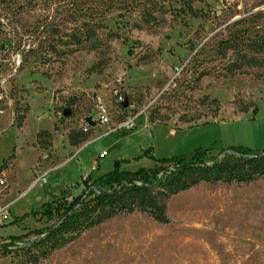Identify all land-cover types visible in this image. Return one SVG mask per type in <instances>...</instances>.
Returning a JSON list of instances; mask_svg holds the SVG:
<instances>
[{"label": "rangeland", "instance_id": "obj_1", "mask_svg": "<svg viewBox=\"0 0 264 264\" xmlns=\"http://www.w3.org/2000/svg\"><path fill=\"white\" fill-rule=\"evenodd\" d=\"M262 27L264 0H0V212L12 222L52 195L69 202L116 160L160 166L134 159L148 148L264 150V65L226 76L233 57L217 54L230 33ZM88 204L75 211L92 215ZM165 211L167 223L135 208L78 236L52 234L57 215H29L13 222L23 237L0 264H264V177L200 182Z\"/></svg>", "mask_w": 264, "mask_h": 264}, {"label": "trees", "instance_id": "obj_2", "mask_svg": "<svg viewBox=\"0 0 264 264\" xmlns=\"http://www.w3.org/2000/svg\"><path fill=\"white\" fill-rule=\"evenodd\" d=\"M229 52L233 59L225 66L226 76L246 73V68L256 64L264 65V27L254 37L246 35L243 31L230 33L217 45L219 57L225 58ZM222 154L225 158L220 160ZM143 157L161 165L152 168L140 167L130 171L122 167V164L129 162L128 160H116L110 171L95 177L88 174L83 179L82 190L73 195L69 202L66 200L67 194H63L65 192L58 196L52 195L38 208L15 217L13 222H19L29 215H41L46 218L57 215L59 223L54 226L51 233L63 230L65 233H74L78 236L83 230L96 226L106 219L122 212L130 213L137 208L141 212H147L155 221L167 223L166 200L171 195L200 182L249 183L264 177V150L259 151L245 146L222 149L218 154L213 153L209 147H199L187 154L161 158L152 155L151 148H148L134 159ZM156 188L159 189L160 202L154 196H150V191ZM87 198L91 204L85 205L86 209L94 213L89 215L84 212L85 210L77 213L76 208L84 204ZM82 215L83 218H80ZM22 237L23 235L9 236L10 242L0 246V249L12 251L15 241ZM73 238L69 237L65 241ZM47 240L46 236L34 243Z\"/></svg>", "mask_w": 264, "mask_h": 264}, {"label": "built area", "instance_id": "obj_3", "mask_svg": "<svg viewBox=\"0 0 264 264\" xmlns=\"http://www.w3.org/2000/svg\"><path fill=\"white\" fill-rule=\"evenodd\" d=\"M109 116H108V112L106 111V109L104 107H102L100 110H99V114H98V118H97V121L100 123V124H108L109 123ZM124 128L125 129H132L134 128V119H128L124 124ZM90 127V124L88 122L84 123L83 126H82V130L83 131H87L88 128ZM106 151H103L99 154V158H103L105 155H106ZM42 181L43 183H45L47 180H46V177H43L42 178ZM0 184H4V180L0 179ZM11 222V217L9 216L8 212H0V230L1 228L7 224ZM2 244V234L0 232V246Z\"/></svg>", "mask_w": 264, "mask_h": 264}, {"label": "crops", "instance_id": "obj_4", "mask_svg": "<svg viewBox=\"0 0 264 264\" xmlns=\"http://www.w3.org/2000/svg\"><path fill=\"white\" fill-rule=\"evenodd\" d=\"M103 152V151H102ZM2 235L3 236H16L18 235V228L17 226L13 223V220L11 222L10 225L6 226L3 230H2Z\"/></svg>", "mask_w": 264, "mask_h": 264}, {"label": "water", "instance_id": "obj_5", "mask_svg": "<svg viewBox=\"0 0 264 264\" xmlns=\"http://www.w3.org/2000/svg\"><path fill=\"white\" fill-rule=\"evenodd\" d=\"M63 115L64 116H68L69 115V111L68 110H64L63 111ZM86 122H88L90 125H94V121H92L90 117L86 118Z\"/></svg>", "mask_w": 264, "mask_h": 264}]
</instances>
